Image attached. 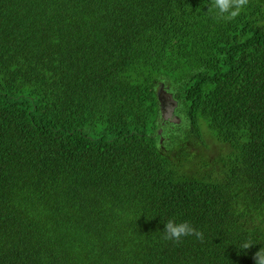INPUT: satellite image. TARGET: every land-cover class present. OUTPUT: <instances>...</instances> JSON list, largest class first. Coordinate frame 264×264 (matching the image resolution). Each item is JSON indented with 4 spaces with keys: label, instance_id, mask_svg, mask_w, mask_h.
Segmentation results:
<instances>
[{
    "label": "trees",
    "instance_id": "1",
    "mask_svg": "<svg viewBox=\"0 0 264 264\" xmlns=\"http://www.w3.org/2000/svg\"><path fill=\"white\" fill-rule=\"evenodd\" d=\"M209 3L0 0V264H255L264 0Z\"/></svg>",
    "mask_w": 264,
    "mask_h": 264
},
{
    "label": "clouds",
    "instance_id": "2",
    "mask_svg": "<svg viewBox=\"0 0 264 264\" xmlns=\"http://www.w3.org/2000/svg\"><path fill=\"white\" fill-rule=\"evenodd\" d=\"M249 0H210L207 5L208 13H211L217 21L231 22L235 20L241 12L248 6ZM164 239L179 243L185 237L195 236L201 242L204 235L194 228L188 221L177 222L168 219L164 223ZM252 243H245L241 249H249ZM255 264H264V248H261L254 256Z\"/></svg>",
    "mask_w": 264,
    "mask_h": 264
},
{
    "label": "water",
    "instance_id": "3",
    "mask_svg": "<svg viewBox=\"0 0 264 264\" xmlns=\"http://www.w3.org/2000/svg\"><path fill=\"white\" fill-rule=\"evenodd\" d=\"M158 100L160 102V109L162 118L165 120L171 119L173 122H179L177 117H172L177 105V102L164 90V85L161 84L157 89Z\"/></svg>",
    "mask_w": 264,
    "mask_h": 264
},
{
    "label": "rangeland",
    "instance_id": "4",
    "mask_svg": "<svg viewBox=\"0 0 264 264\" xmlns=\"http://www.w3.org/2000/svg\"><path fill=\"white\" fill-rule=\"evenodd\" d=\"M211 151H212V153H218V152H224V151H226V150H220V148L218 147V146H216V145H211Z\"/></svg>",
    "mask_w": 264,
    "mask_h": 264
}]
</instances>
